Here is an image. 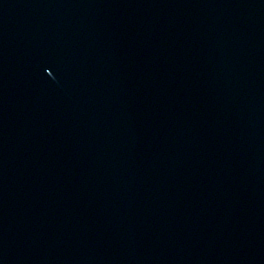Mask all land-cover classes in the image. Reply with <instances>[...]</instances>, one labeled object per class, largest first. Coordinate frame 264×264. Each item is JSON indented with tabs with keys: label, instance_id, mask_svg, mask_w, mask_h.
I'll return each mask as SVG.
<instances>
[{
	"label": "water",
	"instance_id": "water-1",
	"mask_svg": "<svg viewBox=\"0 0 264 264\" xmlns=\"http://www.w3.org/2000/svg\"><path fill=\"white\" fill-rule=\"evenodd\" d=\"M0 264H264V0H0Z\"/></svg>",
	"mask_w": 264,
	"mask_h": 264
}]
</instances>
